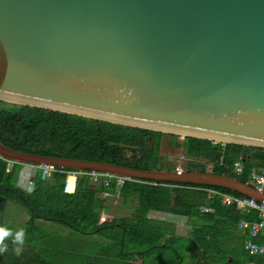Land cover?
Instances as JSON below:
<instances>
[{"label":"water","instance_id":"water-1","mask_svg":"<svg viewBox=\"0 0 264 264\" xmlns=\"http://www.w3.org/2000/svg\"><path fill=\"white\" fill-rule=\"evenodd\" d=\"M0 101L264 149V0H0ZM0 158L264 197L207 171L43 157L1 141Z\"/></svg>","mask_w":264,"mask_h":264},{"label":"trees","instance_id":"trees-1","mask_svg":"<svg viewBox=\"0 0 264 264\" xmlns=\"http://www.w3.org/2000/svg\"><path fill=\"white\" fill-rule=\"evenodd\" d=\"M164 135L172 136V145L184 148L191 158L206 162H188L185 171L206 172L210 165L212 173L248 183L251 169L255 166L264 167V149L261 148L237 144L214 145L209 140L192 137H185L181 143L175 140V134L0 101V141L6 147L22 153L153 170L159 165V147ZM239 155L244 156V172L236 176L232 165ZM20 167V164L14 163L8 170V162L0 158V199L15 202L24 209L28 216V220L23 222L25 226L22 227L26 236L39 230L37 221H44L61 224L83 235L98 234L106 239L100 254L81 258L79 264L143 263L146 251H127V242L135 245L149 244L154 249L158 247L171 250L176 255L181 252L183 255L186 251L195 252L198 248L205 251L204 260L218 255V263L223 264L228 256L224 248L226 239L223 236H227L230 229H236L242 219L257 220L254 213L241 214L233 207L221 205L217 198L206 200L203 193L192 190L199 186L153 185L128 181L120 191L125 199L136 201L130 223L122 225V218H111L100 223L101 213L109 212L106 200L101 195L104 192H115L113 180L106 186L102 182L92 184L87 176H78L74 192L66 193L63 190L67 178L65 171L71 170L57 169L45 181L36 182L32 191H26L17 185ZM171 168L174 169L175 164ZM73 180L70 179L68 190H72ZM216 189L241 196L230 190ZM201 205L213 208L214 212L200 214L197 208ZM152 211L186 217L193 227L191 235L195 236V241L184 246L182 242L185 239L173 235V225L147 217ZM7 224L0 219V226L12 229ZM205 228L209 230L208 240L204 237L207 234L204 232ZM153 242H157L156 246L152 245ZM6 243L8 250L0 254V264H68V260L74 264L78 262V256L56 258L58 254L54 253L55 250H48L27 240L23 253L17 256L16 246L10 241ZM131 255H136L137 258L128 261ZM245 255L244 264L263 263V260L248 252ZM197 258L199 263L203 261L200 255Z\"/></svg>","mask_w":264,"mask_h":264},{"label":"rangeland","instance_id":"rangeland-1","mask_svg":"<svg viewBox=\"0 0 264 264\" xmlns=\"http://www.w3.org/2000/svg\"><path fill=\"white\" fill-rule=\"evenodd\" d=\"M170 140L171 137H166V135H164L161 139L159 154H158L160 159L159 163L161 167L164 165L171 166L173 164H176L179 168L185 169L188 162H193L195 164H206V162L201 159L191 158L189 155H187L186 150L184 148L175 147L174 145H172ZM207 169L210 171L211 166L208 165ZM36 171L34 172L36 173ZM20 178H22L23 180L25 179V177L22 176L21 173L18 174V180ZM114 203L117 204V201L115 200ZM135 206H136L135 200H130L126 204H117L115 207L112 206L114 207L113 210L114 209L116 210L114 211L112 210V212L108 213L107 217L109 220L112 217L113 218L118 217L119 219L122 218L123 219L122 225L124 224L127 225L130 223V218H131L130 216L133 215ZM166 218L170 220L169 216H165V218L162 217L160 219L163 220ZM0 219L5 220L6 223H8L7 225L11 226L12 229L17 230L25 226L23 222H26L28 220V216L24 211V209L21 207V205L12 201H6L0 199ZM166 222L172 223L170 221H166ZM36 225L38 226L39 230L32 232L31 234L30 233L27 234L25 240L30 241L33 244L46 247L48 248V250H52V251L55 250L54 253L58 254L56 258H62V256L67 257V255L70 257L78 256V262L76 264H79L81 258L90 255L100 254L105 246L103 242H105L106 239L100 237V235L98 234L83 235L68 227L53 222L37 221ZM179 225H181L180 226V230H182L181 234L185 229H188L187 227L182 226V224ZM192 242L193 239H191L189 242L184 240L182 243L184 246H188ZM156 244L157 242L152 243V245L154 246H156ZM126 245L128 246L127 251H133V252L146 251L144 261L141 264H196L194 262L193 255L188 254L189 251L185 252L184 250L183 253L184 252L185 253L183 255L182 252L181 254L176 255L175 253L171 252V250L167 251V249H162V248L158 249V247H155L154 249L152 248L153 246H150L149 244L135 245L133 244V242L131 243L127 242ZM148 247H150V249H147ZM230 249L231 248L227 246V251H229ZM180 257H182L181 260ZM136 258H137L136 255H131L129 256L128 261H134ZM68 264H74V263L68 260Z\"/></svg>","mask_w":264,"mask_h":264},{"label":"built area","instance_id":"built-area-1","mask_svg":"<svg viewBox=\"0 0 264 264\" xmlns=\"http://www.w3.org/2000/svg\"><path fill=\"white\" fill-rule=\"evenodd\" d=\"M174 136L176 137L177 141L183 143L185 138L184 136L182 135H174ZM211 142L214 145L225 144L215 141H211ZM7 162H8V170H9L14 163L11 161H7ZM34 167H36L38 170L37 175H35V177L33 178L31 177L28 178L26 183L23 186L22 185L20 186V188L26 191H32L35 187L36 182L45 181L53 172L59 169L51 166H46L43 164ZM158 167H159L158 169L160 170L164 169L166 171H169V169H167L166 166L161 167L160 163ZM232 169L237 175H241L244 172L242 155L238 156L235 159L232 165ZM173 171L177 172L178 174L184 172V170L179 168L178 166H176ZM60 172L63 171L60 170ZM65 172L67 173L68 176L64 182L63 190L64 192L67 193L73 192V188H74L73 186L72 190H68L69 188L68 179L73 178L74 180H76L78 176H87L91 182L93 183L102 182L106 186L109 185L110 182L113 180L115 182V192H105L104 196L107 198L115 197L116 191L121 190L124 187L125 183L128 181H135L140 183L142 182L147 184L150 183L144 180L131 179L127 177H116L112 174L101 173L96 171L80 170V171H65ZM249 182L253 187V189L257 191V193H259L260 195H264V168L251 170L249 174ZM197 190H201L208 199L217 198L218 200H220L221 204L223 205L234 206L236 209L241 211H248L253 209L259 213L260 220L258 222L241 221L239 227L243 229H247L249 233V239L245 244L246 251L250 255L259 256L264 260V240L261 242H256L259 233L264 230V197H262L260 201H257L251 197L235 196L233 194L212 187H202V188H197ZM197 209L200 214H211L214 212L213 208L205 205H201ZM107 220L108 217L105 214L101 213L99 222L104 223Z\"/></svg>","mask_w":264,"mask_h":264},{"label":"crops","instance_id":"crops-1","mask_svg":"<svg viewBox=\"0 0 264 264\" xmlns=\"http://www.w3.org/2000/svg\"><path fill=\"white\" fill-rule=\"evenodd\" d=\"M240 156V155H239ZM242 158H243V168H244V156L242 155ZM235 161V160H234ZM174 165V164H173ZM164 166H166L167 167V169H169V171H173L174 169H172L171 168V166L170 165H164ZM177 165L175 164V167H176ZM157 168H159V167H157ZM259 168H264V167H260V166H255L253 169H259ZM253 169H251V170H253ZM37 168L36 167H33L32 165H21V167H20V171H19V173H21L22 174V176H24L25 177V179L23 180L22 178H20L18 181H17V185L20 187L22 184L24 185L25 183H26V181H27V179L28 178H33V177H35L34 175H37ZM164 170V169H163ZM184 170V172H185V169H183ZM34 171H36V173L34 172ZM71 171H73V170H71ZM207 172H210V171H207ZM183 173V172H182ZM233 173L236 175V176H240V175H237L234 171H233ZM249 174H250V172H249ZM68 176V175H67ZM50 177V176H49ZM249 178V177H248ZM236 179V178H235ZM77 180V179H76ZM76 180H73V186H74V188H73V192H74V190H75V187H76ZM91 182V181H90ZM92 184H97V183H93V182H91ZM153 182H151L150 181V183L149 184H152ZM246 184H248L250 187H252L251 186V184H250V182H248V183H246ZM164 185H169V184H164ZM178 185V184H177ZM197 188H202V187H193L192 188V190H194V191H199V192H201V193H203L201 190H197ZM214 188V187H213ZM253 188V187H252ZM255 190V189H254ZM73 192H71V193H73ZM121 191L120 190H118V191H116V195H115V197H113V198H107V197H105L104 196V193H102V195H101V197L102 198H104L105 200H106V204H107V206H108V208H109V212L108 213H110V212H112V210H113V208L117 205V204H126L128 201H130V200H133V199H131V198H127V199H125V196H123L121 193H120ZM67 193V192H66ZM228 193V192H227ZM204 194V193H203ZM205 196V195H204ZM241 196H243V195H241ZM205 198H206V200H210V199H208L206 196H205ZM118 199H120V200H118ZM117 201V204L116 203H114V201ZM221 205H223V204H221ZM112 206H114V207H112ZM223 206H227V207H233L235 210H237L238 212H240L241 214H244V215H250L251 213H254L256 216H257V220H254V221H250V220H247V219H242V220H240L239 222H238V224H237V227H236V229H230L229 230V234L227 235V236H223L225 239H226V242H225V250L227 251V246H229L231 249L229 250V251H227V253H228V255H234L236 252V250H235V247H236V245L237 244H239L245 251H246V249H245V244H246V242H247V240L249 239V233H248V230L247 229H243V228H240L239 227V224H240V222L241 221H247V222H258L259 220H260V215H259V213L256 211V210H253V209H251V210H248V211H241V210H238V209H236L234 206H228V205H223ZM114 210H116V209H114ZM113 210V211H114ZM108 213H105L104 211H103V214H105L106 216H108ZM161 215H163V216H161ZM165 216H169L170 218V220H168L167 218L166 219H163V220H161L160 218H162V217H164L165 218ZM121 217H123V216H121ZM120 217V218H121ZM148 218H150V219H154V220H159V221H164V222H166V221H170V222H172V223H170L171 225H173V227H174V233H173V235L175 236V237H180V238H183V239H185L186 241H190L191 239H193V241H195V236H193V235H191V233H192V230H193V227H192V225L190 224V222L187 220V218L186 217H184V216H180V215H176V214H171V213H163V212H157V211H152V212H150L149 214H148V216H147ZM160 217V218H159ZM112 219H113V217H112ZM115 219H119L118 217L117 218H115ZM175 224V226H174V224ZM179 224H182V226H185V227H187L188 229H185L183 232H182V234H181V231L182 230H180V226L181 225H179ZM190 225V226H189ZM209 230L207 229V228H205V230H204V232L205 233H209L208 232ZM264 240V230L263 231H261L260 233H259V235H258V237H257V239H256V242H261V241H263ZM228 244V245H227ZM247 252V251H246ZM188 254H192V252H190L189 251V253ZM253 256V255H252ZM256 257H258V258H260L259 256H256ZM261 260H263L262 258H260ZM252 264H256V263H252ZM264 264V263H263Z\"/></svg>","mask_w":264,"mask_h":264},{"label":"clouds","instance_id":"clouds-1","mask_svg":"<svg viewBox=\"0 0 264 264\" xmlns=\"http://www.w3.org/2000/svg\"><path fill=\"white\" fill-rule=\"evenodd\" d=\"M26 232L24 228L12 230L6 226H0V254L8 250V243L10 241L15 245V254L20 256L24 250Z\"/></svg>","mask_w":264,"mask_h":264},{"label":"flooded vegetation","instance_id":"flooded-vegetation-1","mask_svg":"<svg viewBox=\"0 0 264 264\" xmlns=\"http://www.w3.org/2000/svg\"><path fill=\"white\" fill-rule=\"evenodd\" d=\"M166 137H171L172 136H166ZM157 183H154L153 182V185H155ZM205 239L208 240L209 239V234H206L205 236ZM204 237H201V238H204ZM235 254L234 255H228L227 258H226V262L223 263V264H244L245 262V254L247 253L239 244L236 245L235 247ZM205 251H201L200 249H196L195 252H192V255L194 257V262L196 264H219V257L218 255H213L211 256L210 258H206V260H204V256H205ZM197 255L201 256L202 257V262L199 263V259L197 258ZM263 263H264V260H263ZM248 264H252V263H248Z\"/></svg>","mask_w":264,"mask_h":264},{"label":"bare ground","instance_id":"bare-ground-1","mask_svg":"<svg viewBox=\"0 0 264 264\" xmlns=\"http://www.w3.org/2000/svg\"><path fill=\"white\" fill-rule=\"evenodd\" d=\"M175 135H178V134H175ZM184 137H185V136H184ZM70 179H71V178L68 179V184L70 183Z\"/></svg>","mask_w":264,"mask_h":264}]
</instances>
